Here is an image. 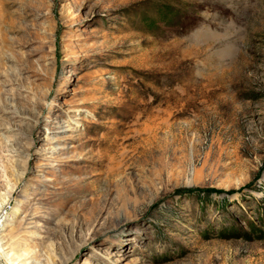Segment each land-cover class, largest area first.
I'll use <instances>...</instances> for the list:
<instances>
[{
    "label": "rangeland",
    "instance_id": "obj_1",
    "mask_svg": "<svg viewBox=\"0 0 264 264\" xmlns=\"http://www.w3.org/2000/svg\"><path fill=\"white\" fill-rule=\"evenodd\" d=\"M22 262L264 264V0H0Z\"/></svg>",
    "mask_w": 264,
    "mask_h": 264
},
{
    "label": "trees",
    "instance_id": "obj_2",
    "mask_svg": "<svg viewBox=\"0 0 264 264\" xmlns=\"http://www.w3.org/2000/svg\"><path fill=\"white\" fill-rule=\"evenodd\" d=\"M171 11L172 10H171V7L169 5L160 6L157 9V17L156 18L162 20L163 22H168V19L166 18V16L169 15V13Z\"/></svg>",
    "mask_w": 264,
    "mask_h": 264
},
{
    "label": "bare ground",
    "instance_id": "obj_3",
    "mask_svg": "<svg viewBox=\"0 0 264 264\" xmlns=\"http://www.w3.org/2000/svg\"><path fill=\"white\" fill-rule=\"evenodd\" d=\"M57 149H63L64 148V146H59V147H56ZM56 148H54V151H56L55 149ZM19 258V257H18ZM18 258H16V259H18ZM16 259H14V260H16ZM21 264H26V262H22Z\"/></svg>",
    "mask_w": 264,
    "mask_h": 264
},
{
    "label": "clouds",
    "instance_id": "obj_4",
    "mask_svg": "<svg viewBox=\"0 0 264 264\" xmlns=\"http://www.w3.org/2000/svg\"><path fill=\"white\" fill-rule=\"evenodd\" d=\"M231 23V22H230ZM240 42L244 43V37H240Z\"/></svg>",
    "mask_w": 264,
    "mask_h": 264
}]
</instances>
